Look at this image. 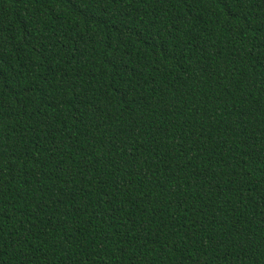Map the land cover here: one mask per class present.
I'll return each mask as SVG.
<instances>
[{
  "label": "trees",
  "instance_id": "obj_1",
  "mask_svg": "<svg viewBox=\"0 0 264 264\" xmlns=\"http://www.w3.org/2000/svg\"><path fill=\"white\" fill-rule=\"evenodd\" d=\"M0 264H264V0H0Z\"/></svg>",
  "mask_w": 264,
  "mask_h": 264
}]
</instances>
